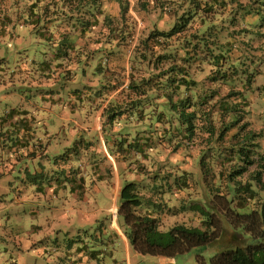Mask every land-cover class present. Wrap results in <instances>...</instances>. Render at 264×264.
Returning a JSON list of instances; mask_svg holds the SVG:
<instances>
[{
  "label": "trees",
  "instance_id": "1",
  "mask_svg": "<svg viewBox=\"0 0 264 264\" xmlns=\"http://www.w3.org/2000/svg\"><path fill=\"white\" fill-rule=\"evenodd\" d=\"M31 1L25 6L1 3L0 19L23 20L37 40L30 55L37 56L39 63H26L21 51L14 65L19 75L4 77L15 85L26 84L23 88L28 92L30 82L22 78L23 65L35 72L43 68L45 73L40 75L51 83L45 92L51 104L62 101L68 112H81L82 123L89 117L90 128L93 107L98 109L105 98L98 103L88 94L100 87L92 86L87 93L67 92L62 74L54 79L51 64L60 67V61L68 60L69 52L77 48L78 39L93 36L103 26L107 39L95 41H104L109 52L118 50L130 35L124 22L129 4L127 0ZM170 1L174 4L158 0L162 14L170 17L169 27L154 28L135 47L133 67L145 66L147 74L130 72L126 87L106 102L100 115V121L109 126L102 127L105 150L121 169L117 218L132 250L141 256L172 258L193 247L208 246L216 249L211 264H264V132L252 123L260 114L251 112L253 103L259 111L264 109L259 98L264 85L255 87L261 74L255 65L261 63L264 51V0ZM104 2L115 4L117 14L108 12L105 5L111 4ZM134 8L146 11L148 4L138 0ZM11 9L17 13L13 15ZM121 21L119 27L113 26ZM0 25L6 23L0 20ZM258 39L261 43L255 48L253 41ZM104 50L103 46L97 49ZM75 64L80 69L78 78L82 77V65L88 64ZM96 67L92 75L100 83L101 62ZM101 88L108 87L101 84ZM254 90L259 92L257 97ZM36 139L34 144L39 145ZM63 139L66 146L60 155L51 156L54 163L61 159L68 163L67 155L87 152L93 142L101 147L96 131L61 137V143ZM159 149H168L170 158L160 162ZM184 163L190 170H185ZM99 164L85 162L86 176L57 170L66 184L63 191L114 178L109 162L105 169ZM172 188L190 196L179 211L198 217L200 226L177 223L166 231L159 229L160 204L167 203ZM167 209L176 213L177 208Z\"/></svg>",
  "mask_w": 264,
  "mask_h": 264
},
{
  "label": "crops",
  "instance_id": "2",
  "mask_svg": "<svg viewBox=\"0 0 264 264\" xmlns=\"http://www.w3.org/2000/svg\"><path fill=\"white\" fill-rule=\"evenodd\" d=\"M0 20L6 23L4 26L0 25V72L3 75L2 77L0 74V196L7 195L18 199L23 197L20 193L24 190L15 189L14 181L23 185L26 184L24 181L32 177L43 179L38 181L41 185L34 186L33 190L49 207L41 213H30L29 248L33 247L37 254L48 251L47 238L50 235L68 233L71 228L73 233L81 238L80 233L90 228L94 230L91 242L87 241L85 236L84 239L76 241L75 249L67 250L66 247H61L66 255L61 264H136L133 261L143 256L132 250L123 233L122 221L115 216L111 208H103L98 204L102 201L97 199L99 196L106 201L109 198L113 200L114 189L112 190L109 184H116L115 168L114 178L97 183L94 192L81 195L76 191H63L62 187L66 184L56 171L64 169L65 162L58 160L54 163L51 160V156L60 155L61 149L66 146L64 139L62 143L59 140L61 137L90 134V131H96L101 137L100 129L95 127L96 121H100V115L92 118L89 128V117L83 124L81 112H68L62 101L53 106L52 99L45 95L51 83L44 81L43 68L35 72L23 65L22 78L30 82L31 89L28 92L23 88L26 84L18 83L16 86L8 76L4 77L8 72L19 75L17 69L11 72L9 67L16 65L18 53L21 51H24L26 63H39L40 59L30 55L37 40L29 33L23 20L13 16L8 20ZM21 47L25 48L20 50ZM260 55L261 62L264 63V51ZM69 123H72L73 127H68ZM252 123H255L254 120ZM35 126L40 127L35 129ZM35 138L40 141L39 145L34 144ZM63 199L71 202L67 209L61 206ZM91 202L97 203L94 209L89 207ZM66 224H69L68 228H65ZM156 258L157 264H165L170 262L167 260H171L165 257ZM47 261L51 263L52 257Z\"/></svg>",
  "mask_w": 264,
  "mask_h": 264
},
{
  "label": "rangeland",
  "instance_id": "3",
  "mask_svg": "<svg viewBox=\"0 0 264 264\" xmlns=\"http://www.w3.org/2000/svg\"><path fill=\"white\" fill-rule=\"evenodd\" d=\"M50 2V0H42L38 1L39 4H46L47 2ZM138 0H127L129 4L128 8V15L125 17V24L127 25V29L130 30V37L128 36L126 38V41L121 44L120 48L118 50L115 49L113 52L108 51V45H105V42H96L99 37L102 39H107L106 35L108 34L107 27L103 26L101 29L102 31H96V33L93 36H88L82 39H78L76 42L77 48L74 51L69 52V59L60 61L61 65L60 67L51 64L52 69L51 73L56 79V74L60 73L62 74L63 80L67 83V86L65 85V88L67 92L69 90H78L81 93H87L88 88H91L92 86H98L100 87V91H97L95 94H88V96L92 97L95 101L100 103V100L105 98L104 104L102 103L101 106L97 109V106L93 107V112H95V116L101 115V112L106 105V102L111 99L117 97L119 92L126 87L128 83V75L130 72H133L134 75L138 76L141 74H147L145 66H141L140 68L134 69L133 64V57L136 56L135 47L138 45L140 40H143L146 38L153 30L154 28L158 29H164L169 27L170 25V17L168 15H163V11L161 7L158 5L160 4L158 0H142L143 2H146L148 4V9L146 11L139 12L134 8V5L137 4ZM32 2L31 0H0V4H19L20 6H25L24 4ZM104 4H111L105 5L107 7V11L112 14H117V9L115 7V4L111 2H104ZM164 4H174L171 3L170 0H164ZM9 12H12V14H16L17 10L15 12L11 9ZM19 12V10H18ZM123 22L117 24L116 22H113V26L119 27L122 25ZM190 29L186 31V35L190 34ZM56 36V35H55ZM119 36V35H118ZM117 36V37H118ZM57 37V36H56ZM111 37V36H110ZM113 37V36H112ZM264 40V38H261ZM261 41L258 39L257 41H253V47L258 48V44H260ZM264 44V43H263ZM75 46V47H76ZM103 46L105 48L104 51L98 52L97 49ZM264 48V45H263ZM139 51L143 50L142 46H139ZM43 50V49H42ZM50 52V51H49ZM94 52H98L97 54H94ZM262 52V51H261ZM263 53V52H262ZM258 54V53H257ZM53 55V52L51 53ZM259 55V54H258ZM77 61H81L85 64H88L87 67H84L82 65L83 70V76H79L80 69L75 64ZM101 62V65L103 68L100 70L101 72H104V75L102 76L103 79H99L94 77L92 75V72H95V68L97 63ZM256 69H259L260 75H257L255 80V87L257 88L264 85V63L261 62L258 65H255ZM11 69V72H13L14 67L11 65L9 67ZM8 71V70H7ZM9 73V72H8ZM7 73V75H8ZM2 75V73L0 72ZM10 74V73H9ZM3 77V75H2ZM36 82V81H34ZM53 82V80H52ZM101 84L107 86L108 88H101ZM85 86V87H83ZM113 89V90H112ZM221 94H225L224 90H220ZM258 91L254 90L253 94L257 97ZM260 100L262 101L263 108H264V90L260 92ZM106 96V97H104ZM263 96V97H262ZM258 107L255 106L253 103L251 112L255 114H260V118L253 117V119H257V121H254V127L259 129L261 125L264 127V109L263 111H259L257 109ZM259 124V125H258ZM95 127L100 129L101 137H100V145L97 143H92L88 151L79 152L77 155H74L75 157H72L70 155H67L65 157V165L63 170H68L70 173H74L75 175L79 176L86 174V169L84 170L85 162H87L89 159L94 160L95 163H100L99 165L102 166L103 169L108 166V162L110 163V167L115 168V178H116V184L111 186V189H114V196L113 200L110 198L106 201L101 196L97 197V199L100 198L102 200L100 203V207L103 208H111V210L114 212L115 216L117 215V195L118 190L120 187V178L119 173L121 172L120 167L118 166L119 163L114 159L113 156L109 155L105 148V140L102 134V127L107 128L109 126L106 125V121L104 123V119L97 123H95ZM112 128V127H111ZM110 129V128H109ZM264 132V128H263ZM110 133V131L108 132ZM70 139V138H69ZM264 142V137H263ZM79 147L81 145L79 144ZM162 149H159L161 151ZM102 152V154L100 153ZM74 153V152H72ZM157 157L160 162L164 161L166 158H170L169 150H162L161 153L158 154ZM157 156V155H156ZM64 158V157H62ZM175 158V157H173ZM52 162L54 161L53 158H51ZM63 159H61L62 161ZM105 160V161H104ZM64 161V160H63ZM74 166L80 167L79 170H76ZM185 166H188L189 164L184 163ZM190 166L186 167L185 170H190ZM72 168H74V171H72ZM254 166L250 167V169H253ZM104 172V171H103ZM67 174V173H65ZM192 176V173H191ZM246 174L242 176V179L244 180L246 178ZM195 178H191V180L188 181V184L193 185V181ZM43 179H38L32 177L31 179H28V181H24L27 184L24 183L23 185L17 181H14V187L15 189L24 190L20 193V195L23 194V197H20L18 199H15V197L2 195L0 196V264H61L64 262V258L66 257L64 251L61 250V247H66L67 250L75 249L77 246V240L78 239H84L85 236H87V241H92L94 238V230L90 228H86L84 232L80 233L81 238L77 237L76 234L73 233V229L69 228V232H63L59 233L58 235H50L47 238V246L48 251L46 253L37 254L33 247L29 248L30 246V237H29V231L31 230L30 226V220H31V212H43L46 207H49L47 202L43 201L42 198H39L36 194V191L33 190L34 186L41 185L38 181H41ZM87 185V183H85ZM84 184L83 187L76 188V191L78 194H84L89 192H94V188L96 185L94 184H88L86 187ZM11 185V184H10ZM9 185V186H10ZM12 186V185H11ZM113 187V188H112ZM170 190V189H168ZM171 197L165 203L160 204L161 210L158 212V218H159V229L162 231H166L173 225L177 223H186L190 226H200L199 219L195 215H190L188 213H182L179 211V208L182 203L187 204L190 199L189 195L185 192H177L172 188L171 190ZM164 195V194H163ZM168 195V194H167ZM110 196V193H109ZM168 198L167 196H165ZM164 198L163 200H166ZM172 198V199H171ZM113 203V206H111ZM71 202L68 203L67 199L62 200V205L64 209L68 208V205H70ZM97 203L91 202L89 204V207L94 209ZM167 206L177 208L174 211H170V209H167ZM60 207V204L58 205ZM172 210V209H171ZM178 210V211H177ZM69 224L65 225V228H68ZM64 228V229H65ZM74 234V236H73ZM44 241V240H43ZM44 243V242H41ZM53 249V250H52ZM216 249L208 246H196L191 248L188 252L180 255H176L172 258H169L171 260H167L170 262H167L165 264H211L210 260L215 254ZM52 257V262L49 263L47 260L49 257ZM157 258L152 256H143L138 257L136 261H133L136 264H157Z\"/></svg>",
  "mask_w": 264,
  "mask_h": 264
}]
</instances>
